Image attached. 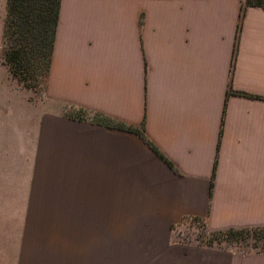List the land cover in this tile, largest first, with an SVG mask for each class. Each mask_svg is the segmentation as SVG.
Here are the masks:
<instances>
[{
	"label": "crops",
	"instance_id": "crops-1",
	"mask_svg": "<svg viewBox=\"0 0 264 264\" xmlns=\"http://www.w3.org/2000/svg\"><path fill=\"white\" fill-rule=\"evenodd\" d=\"M243 2L59 0L37 94L3 62L2 15L0 264L35 259L36 222L121 239L132 264H264L174 241L185 219L264 230V9Z\"/></svg>",
	"mask_w": 264,
	"mask_h": 264
},
{
	"label": "trees",
	"instance_id": "trees-1",
	"mask_svg": "<svg viewBox=\"0 0 264 264\" xmlns=\"http://www.w3.org/2000/svg\"><path fill=\"white\" fill-rule=\"evenodd\" d=\"M59 0H5L1 52L9 73L26 89L40 90L48 70ZM264 0H244L242 6ZM264 240V230H226L209 234V240H230L242 235Z\"/></svg>",
	"mask_w": 264,
	"mask_h": 264
},
{
	"label": "rangeland",
	"instance_id": "rangeland-1",
	"mask_svg": "<svg viewBox=\"0 0 264 264\" xmlns=\"http://www.w3.org/2000/svg\"><path fill=\"white\" fill-rule=\"evenodd\" d=\"M4 15L3 9L0 18ZM37 94L38 90H31ZM36 234H40L39 253L28 256L26 264H132V254L123 253L121 239L105 238L104 244L97 243L101 239L72 238L67 236L65 222H36ZM209 233L204 231L202 223L193 226H179L174 241L178 243L215 244L221 247L235 246L242 250L264 248V240L255 236L242 235L233 239L209 240ZM39 243V240H38ZM37 238L35 239V246ZM135 256V255H134ZM133 256V257H134Z\"/></svg>",
	"mask_w": 264,
	"mask_h": 264
},
{
	"label": "built area",
	"instance_id": "built-area-1",
	"mask_svg": "<svg viewBox=\"0 0 264 264\" xmlns=\"http://www.w3.org/2000/svg\"><path fill=\"white\" fill-rule=\"evenodd\" d=\"M195 222L202 223V222H201V221H199V220H194V219H185V220L182 222V226H184V227H185V224H186V225L193 226V224H194ZM179 226H180V225H178V227H179ZM202 226H203V224H202Z\"/></svg>",
	"mask_w": 264,
	"mask_h": 264
}]
</instances>
